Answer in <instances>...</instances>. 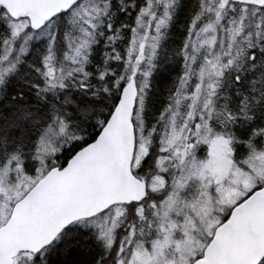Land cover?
I'll return each instance as SVG.
<instances>
[{
    "label": "snow or ice",
    "instance_id": "6c2138e0",
    "mask_svg": "<svg viewBox=\"0 0 264 264\" xmlns=\"http://www.w3.org/2000/svg\"><path fill=\"white\" fill-rule=\"evenodd\" d=\"M0 264H264V0H0Z\"/></svg>",
    "mask_w": 264,
    "mask_h": 264
}]
</instances>
